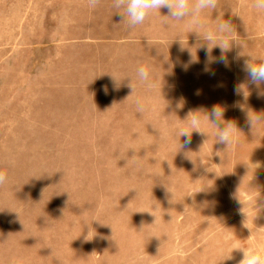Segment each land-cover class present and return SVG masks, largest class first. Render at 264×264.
I'll list each match as a JSON object with an SVG mask.
<instances>
[{"label":"rangeland","instance_id":"1","mask_svg":"<svg viewBox=\"0 0 264 264\" xmlns=\"http://www.w3.org/2000/svg\"><path fill=\"white\" fill-rule=\"evenodd\" d=\"M117 11L112 0H0V264H238L234 246L264 244V121L247 122L264 114V85L242 71L264 55V12L220 0L204 14L237 33L225 65L165 23L166 8L133 29ZM141 65L155 89L138 82ZM215 105L236 142L216 143L200 113L207 134L185 145L182 121Z\"/></svg>","mask_w":264,"mask_h":264},{"label":"clouds","instance_id":"2","mask_svg":"<svg viewBox=\"0 0 264 264\" xmlns=\"http://www.w3.org/2000/svg\"><path fill=\"white\" fill-rule=\"evenodd\" d=\"M100 3L101 0H87L90 9H95ZM112 7L116 10L123 9V12H117L123 16V21L126 19L129 29L143 24L151 14H160V9L166 8L168 15H160L164 22L167 23L169 20L180 22L188 32H195L202 41L200 46L206 47L210 63L218 62L227 65L228 59L224 53L230 51L234 43H238L237 33L230 21L224 20L222 16H219L214 24H209L205 19L204 14L206 12L220 7V0H112ZM253 7L259 12H264V0H253ZM231 13L234 16L240 17L238 7H232ZM148 43L150 44L151 42L148 41ZM181 43L184 44L182 40ZM214 47L221 49V56L218 59L211 56ZM181 51H183V48H181ZM249 56L251 59L244 61L242 71L245 72L248 82L259 88V86L264 85V55L257 57ZM193 59H195L194 55ZM136 76L138 82L148 90L155 89L159 84L157 80L150 78V72L146 66L141 65L138 67ZM128 86L132 89L133 94L136 90V84L130 80ZM234 91L237 95L242 94L245 99H247L249 94L245 84L236 85ZM144 110L145 106L143 102L137 99L136 111L143 114ZM200 113L204 114V120L210 122L215 127L216 143L226 145L228 149L230 145L236 142L240 131L234 122L224 120V109L219 105H215L209 112L201 110L190 111L182 121L184 126L177 128L176 135L178 138H185V145L191 143L193 132L200 133L201 135L207 134L204 131V121H202ZM261 121H264V114L248 113L247 122L253 128ZM219 154L217 153V155ZM7 182V173L4 170H0V187L4 186ZM245 227L249 228L251 232L253 231L247 223H245ZM255 230L261 232L264 231V227H256ZM86 239L90 240L89 236ZM233 250L242 251V259L238 264H264V244H256L247 248L234 246L231 252ZM224 259H232V256L228 254Z\"/></svg>","mask_w":264,"mask_h":264}]
</instances>
